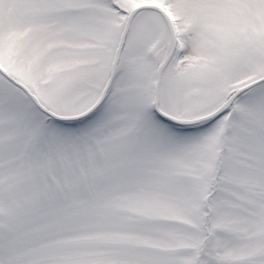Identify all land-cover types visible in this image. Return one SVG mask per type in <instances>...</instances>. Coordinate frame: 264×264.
Listing matches in <instances>:
<instances>
[{
  "label": "snow or ice",
  "instance_id": "snow-or-ice-1",
  "mask_svg": "<svg viewBox=\"0 0 264 264\" xmlns=\"http://www.w3.org/2000/svg\"><path fill=\"white\" fill-rule=\"evenodd\" d=\"M0 264H264V0H0Z\"/></svg>",
  "mask_w": 264,
  "mask_h": 264
}]
</instances>
